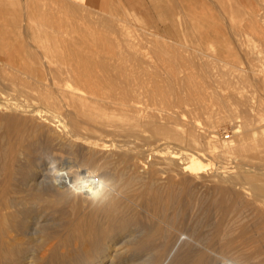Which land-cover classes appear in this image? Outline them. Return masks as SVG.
<instances>
[{
  "label": "bare ground",
  "instance_id": "bare-ground-1",
  "mask_svg": "<svg viewBox=\"0 0 264 264\" xmlns=\"http://www.w3.org/2000/svg\"><path fill=\"white\" fill-rule=\"evenodd\" d=\"M53 9L38 10L41 16L52 12L49 20L39 23L44 34L51 26L57 35L63 25ZM256 14L251 15V24L238 27L231 21L238 46L244 28L256 35ZM195 26L200 39L213 34L205 23ZM58 35L47 37L55 45L50 51L57 60L56 72L42 74L43 67L39 76L33 70L27 77L21 72L7 78L26 84L21 87L0 80V264H264V106L253 89L264 91L260 46L243 56L237 51L224 55L218 49L212 55L207 51L214 47L201 46L200 61L187 64L196 71L176 64L183 58L176 50L167 56L164 78L160 64L168 62L162 54L153 56L155 50L152 55L131 54V45L127 53L118 49L116 37L85 33L71 40L69 34V41ZM220 57L239 68L230 86L235 100L217 90L231 82L222 76L225 62L221 65ZM211 93L220 109L211 110L209 125L240 117L245 128L237 131V140L195 159L191 150L169 148L176 141L203 149L196 122H177V114L168 108L190 102L193 109L206 111L199 98ZM141 98L162 105L146 110L138 105ZM144 131L150 133L146 139L165 145L152 150L151 156L130 142ZM55 145L66 151L68 160L58 162ZM213 157H235L237 162L210 168L208 160ZM210 210L214 223L208 219ZM120 242L128 246L126 250Z\"/></svg>",
  "mask_w": 264,
  "mask_h": 264
},
{
  "label": "rangeland",
  "instance_id": "rangeland-1",
  "mask_svg": "<svg viewBox=\"0 0 264 264\" xmlns=\"http://www.w3.org/2000/svg\"><path fill=\"white\" fill-rule=\"evenodd\" d=\"M255 1L256 0L250 1L252 3V4L250 3L252 5L251 6L248 3V1H246V0H238V1L237 0H109L105 4H102V5H99V4H80V3L74 2L73 0H65V1L64 0L63 1L62 0H32V1H29V0H13L12 5H11L12 9L10 11V14H12V15H10L9 19H6V20H3L0 22L1 23L0 24V80H5V81L7 80V82H8L9 77L11 78L14 76V74H18L21 72H25L26 74L22 75V73H21L20 75L27 77V75L28 74L30 75L31 71H33V70H37V72L40 73V74H38V76H39V75H41L42 71L45 68H46L45 69L46 71H44L42 74H45V72H46V75H49L50 73L52 74V72H56L55 69H57V67H55V66H57V65L55 63L57 60L55 58H53L52 51H50L51 50L50 48L52 46H55V45H54V42H52V41L49 42L48 39H50L52 37H53V39H54V37L58 38V37H60V35H58L60 33L63 34L64 37H66L69 41H71L72 39L78 38V37H83L85 35V33H86V35L88 34V36H92V37H96L99 35L108 36L111 38L116 37V40L120 42V48H118V49L125 52V53H127L126 52L127 50L129 51L131 49L132 51L131 52L129 51V53H131V54L132 53L133 54H139V52L141 53V55H143V54L152 55L153 54V56H156L155 54H157V55L162 54L160 57L164 58V60L167 62H168L167 56L172 55V54H176V50H177V52L181 53L180 55H182L183 58H181L180 60L178 59L177 61L175 60V61L178 62V63H176L178 65L184 64V66H182V68L180 67L182 70H184L183 68L189 69L188 67L190 66V64L188 66L187 65L188 62L191 64L192 63L197 64L200 61V57H199L200 52H198L199 49L197 50V48H199L201 46H203V47H207V46L208 47H214L212 52L207 51L208 54L217 55L218 54L217 52H220V53L224 52V55L225 54L230 55V54L236 53V51H237L236 54L239 56H243L244 53L247 52L249 48L254 47V45L256 47L260 46L259 51H261V53L259 52V55L263 59V57H264V42L262 39H263L264 35H262V34L264 33V29H263L264 23H262V22L264 21V19L261 20L260 17H261V15L264 17V11H262V10H264V5H263V9L261 8L262 3L264 1L262 0L263 2H261L260 0H258L259 3L257 1L255 2ZM256 3L259 4V7L257 5L256 6L259 9L261 8L262 10L258 9V11L255 12V10L257 9V7L255 6ZM260 4H261V7H260ZM58 6H59V8L62 6H66V7L64 9H58ZM236 6H238V7L241 6V8H239L240 10L236 9V8H238ZM29 7L31 10L29 9ZM41 7L47 8V9L50 8L51 10L56 7L55 9H53L54 10L53 15H56V13L58 15H60V22H63V25L59 27V30H57V31H59V33L57 32L58 37H56L57 35H55L56 30L54 28H52L51 26L46 28L45 34H44V32H42L41 30L38 29L39 23H42L43 20H49L47 18L50 15H52V12L50 11L47 15L44 14L43 16H41L40 11H38ZM243 7H245L246 9H244ZM250 7H252V10ZM254 8H255V10H254ZM241 11H243V12L241 13ZM258 13L260 15L259 17H257ZM250 14L253 16H255L254 14H256L255 19L257 22L256 28L258 29L257 33H256V35H255V33L252 34V33H250V31L252 32V30L249 29V32H248V29L244 28V34L245 35H243L241 38L242 39L241 46H238L235 43V40H233L232 29H231L232 26L231 25L235 24L239 27L240 25H244V23L245 24H251L253 19H251ZM234 15H236L235 18H233ZM240 15H242V16L240 17ZM263 17H261V18H263ZM233 19H235V21ZM237 19L238 20L242 19V20L237 21ZM173 20H175V21H173ZM258 20L260 23L258 22ZM231 21H232V24H231ZM245 21H247L248 23ZM49 22H51V21H49ZM69 22H71L70 24L72 26V29H70L71 26H68V25H70ZM237 22L238 23L240 22V23L238 24ZM199 23H205V24L209 25L210 29L213 31V34L207 36L206 38L200 39L198 29L195 26ZM8 24H10V25H8ZM190 24H191V26L193 24L195 27L192 26V28H191ZM74 25H75V28H74ZM8 26H10V27L8 28ZM35 26H37V28H34ZM76 26L78 29L76 28ZM73 30H74V33L76 32L75 34L73 33ZM112 30H113V32H112ZM80 31H83V35H82V32H80ZM90 31H91V33H90ZM41 32H42V34H39ZM246 32H247V34H246ZM9 34H11V35H9ZM69 34H71L70 35L71 37L69 36ZM259 36H260V38H259ZM47 37H48V39H47ZM69 37L71 38V40L69 39ZM9 38H10L12 44L10 43ZM60 38H63V36ZM257 38H258V41H257ZM44 39H45V41H44ZM251 39H253V41H251ZM159 40H160V42H159ZM142 42H143V44H142ZM155 42H156V44H155ZM259 42H260V44H259ZM41 43L43 46L41 45ZM49 43H50V45H49ZM124 43L127 44L126 47L128 49L124 46V45H126ZM6 44H8V45H6ZM46 45H47V47H46ZM130 45H131V48H130ZM243 45H244V48H243ZM25 46H28V48ZM233 47H235V50ZM183 48H184V50H183ZM215 49L216 50L220 49V50L219 51L217 50V52H216ZM226 49L227 50L230 49L232 53L226 52ZM19 50H21V51H19ZM154 50H155V52H154ZM17 51H19L20 53ZM137 51H139V52L137 53ZM151 52H154V53L151 54ZM179 53H177V54H179ZM163 55H165L166 57ZM187 55L193 56L192 60H188ZM43 56H45V57H43ZM12 57H14V58H12ZM160 57H158V59H160ZM222 57H220V59H218L220 61L219 63L221 65H224V62H225V66L220 67V69L224 68V69H222L221 73L223 74V72H224L225 74L222 76L224 77L227 75L228 77L226 76L225 80L230 79L231 82L228 84L227 83L224 84L223 81L221 83L219 82L222 87L224 84V87H226V88H224V87H223V89L218 88V87H221L220 84L218 83L219 86L217 87L218 88L217 90L218 91L220 90L219 91L220 93H225L224 95H226V96L227 95L231 96V91H232L231 87L233 85V76H234V74L239 72V68L236 69L235 66L233 64H231V61H228L229 62L228 63L226 61V59L225 58L222 59ZM158 59H156V60H158ZM44 60H45V62H48L51 60L52 63L49 65L50 67L49 66L45 67L44 65L43 66L41 65L44 62ZM160 60H161V62H164L163 59H160ZM211 60H212V58H211ZM214 60L216 61L217 59H214ZM221 60H225V61L221 62ZM33 61H34V63H33ZM158 63H159V61H158ZM168 64H169V62L163 66H162V64H160L161 68L159 67L160 68L159 69L160 75L164 78L167 77V75H165L166 73L164 71L167 72V69H169ZM258 64H259V62H258ZM29 66H30V68H29ZM227 66H230V68L228 69ZM231 66H232V68H231ZM43 67H44V69H43ZM192 67L190 66V69L189 70L185 69V71H191ZM51 68H52V70H51ZM195 68L196 67H193L192 70H195ZM231 69H232V72H231ZM40 70H42V71H40ZM223 70H225V71H223ZM233 70L235 73L233 72ZM220 71H218V72L220 73ZM227 71L230 74V76L228 75ZM3 74H4V76H3ZM36 74H35V76H37ZM231 74H232V76H231ZM32 75H34V73H32ZM219 76H220V74L218 75V78H219ZM222 76H220V77L223 78ZM220 80H222V79H220ZM8 84L11 87H16V86L21 87L23 85H26L25 83H21L20 81L14 83V84L11 82H8ZM228 87H229V92H227ZM253 89L256 91L255 93L259 97H260V95L262 96L261 100H263L262 104L264 106V91H263V89H260L257 86H255ZM218 91H216L215 93L220 94ZM13 93H15V92H13ZM17 94L19 97L24 98L21 93L17 92ZM221 95H223V94H221ZM207 96H208L209 100H208V98L206 99ZM207 96L206 97L202 96L203 98L200 96V98H199L200 102H203V105L205 106V109L207 112L204 109H200L201 111L193 109V105L190 102H186L188 104L190 103L189 105L186 104L185 102H182V103L181 102H178V103L175 102V103H173L174 106L172 104V106L171 107L169 106V108H168V111L171 110L170 112L173 111L172 113L177 114V117H178L177 122H178V120L179 121L182 120L181 121L182 123H185L188 121L196 122L197 131L200 132V134H202V138H200V143H199V145L201 147L203 146L202 150L196 149L195 146H193L192 144L185 143V142L179 144V142L173 141V142L168 144V147L169 148L171 147V149H174V150H184V149L191 150L194 154L193 159H195L197 157H202L204 155V153H206V152L210 153L209 150L215 151V150L219 149L220 145H223L224 143H232V141H234L235 139L237 140L238 132L241 133L242 129L245 128L242 124L243 122H242L240 117H236V118L228 117V118H225L223 120H220L218 122V124H216L215 126L212 127L213 128L212 129L211 126L209 125L208 120L211 117V112L214 110L217 111L216 108L219 110L220 106L217 103L219 101L217 100V98L215 96L212 95V93L208 94ZM230 96L229 97L227 96V99L229 98L228 100H230ZM231 97H232V100L233 99L235 100V95H234V97H233V95ZM213 98H214V101H212ZM138 100L140 101V103L138 101V103H139L138 105H141L146 110L153 108V107L155 108L157 106L159 107V105L160 106L162 105V103H159V102L157 105V101H155V100H153L154 102L152 100L149 101V99H147V98H141ZM143 100L146 102H143ZM205 100H207V101H205ZM208 101L213 102V103L212 104L210 102L208 103ZM231 101H229V109L233 110V109H235L236 105H235V101H232V104L230 103ZM148 102H149V104H148ZM145 104H146V106H145ZM175 104H176V106H175ZM207 105H209L210 107ZM179 106H181V107H179ZM232 107H233V109H231ZM178 110L181 111V113ZM240 124H241V126H240ZM212 131H213V133H212ZM142 134L143 135L140 134L138 137H137V135H136V137H135V135H133L132 137H130V142L137 149H145L147 152V155H149V153L152 150L163 148L165 146V145L160 146L161 142L160 141L157 142L153 138H150V140H149L147 137V139H146L144 137V135L148 136L150 134L149 131H144ZM137 141H139V142H137ZM153 141H155V142H153ZM170 141H172V140H170ZM54 147H56V148H54ZM53 148L55 150L54 153L56 155L58 154L56 156L58 162H60L61 160L66 161L69 159L67 157V153L64 154V152H66V151H63L59 146L55 145V146H53ZM193 150H195V151H193ZM58 151H60V153ZM63 156H65L64 159H63ZM149 156H151V155H149ZM49 160H50V158H49ZM209 160H208V162H211V163H209L208 167H210V168L211 167L215 168L221 164H225L227 166L228 165L234 166L237 162V159L235 157L225 159V160L223 159L225 161V163H223V160L221 158H217V157L209 158ZM234 169H236V168H234ZM212 212L213 211L210 210V212L207 213L208 219H210L209 217L212 216ZM214 217L215 216L213 213V217H211V218H214ZM50 218H51V215H50ZM210 220L212 221V222L209 221L210 223H214L213 221H215L214 219L213 220L210 219ZM120 243H122V242H120ZM122 244H120V246ZM127 247L128 246L126 244L125 245L123 244L121 246L122 249H125V248L127 249Z\"/></svg>",
  "mask_w": 264,
  "mask_h": 264
},
{
  "label": "crops",
  "instance_id": "crops-1",
  "mask_svg": "<svg viewBox=\"0 0 264 264\" xmlns=\"http://www.w3.org/2000/svg\"><path fill=\"white\" fill-rule=\"evenodd\" d=\"M80 4H105L109 0H73ZM13 0H0V22L10 18Z\"/></svg>",
  "mask_w": 264,
  "mask_h": 264
}]
</instances>
